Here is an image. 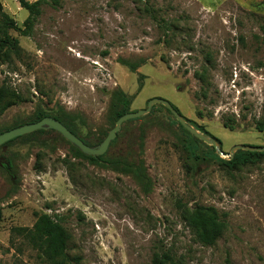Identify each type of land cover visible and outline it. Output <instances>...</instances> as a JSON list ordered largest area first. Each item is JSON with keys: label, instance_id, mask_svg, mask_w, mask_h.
I'll return each instance as SVG.
<instances>
[{"label": "rangeland", "instance_id": "374dc122", "mask_svg": "<svg viewBox=\"0 0 264 264\" xmlns=\"http://www.w3.org/2000/svg\"><path fill=\"white\" fill-rule=\"evenodd\" d=\"M58 2L43 5L31 35L11 31L20 54L0 61V135L45 109L100 148L117 108L147 109L158 97L224 153L264 146V0ZM0 4L23 27L18 0ZM164 106L123 122L100 159L49 126L0 145V264H52L12 232L43 213L61 221L82 264H153L163 254L176 264H264V157L223 166L229 156ZM129 164L144 168L148 189ZM199 206L225 221L213 245L189 225Z\"/></svg>", "mask_w": 264, "mask_h": 264}, {"label": "trees", "instance_id": "16d2710c", "mask_svg": "<svg viewBox=\"0 0 264 264\" xmlns=\"http://www.w3.org/2000/svg\"><path fill=\"white\" fill-rule=\"evenodd\" d=\"M18 2L20 3V6L26 9L29 13L28 17L23 23V27L18 26L16 21L9 14L3 11L2 5L0 4V61L3 62H8L12 57H14V55L20 54L19 39L13 36L11 34V31H18L21 35L24 36L31 35L36 20L41 14L43 5L51 4L53 6H56L59 3L58 0H36L33 2L29 0H18ZM124 63L128 65L132 70H136L140 65L139 63H132L128 61H124ZM124 103V106H122L121 108H117L114 111V119L118 120L122 115L128 113L126 102ZM173 106L178 110L175 105ZM165 108L186 133L192 134L182 124H180V122L174 117V115L167 107ZM48 116H51V118L60 121L69 130L76 134L75 130L67 123L65 114L64 116H61L59 114H50L45 109L38 110L34 118L23 123L37 122ZM187 121L189 122V120ZM23 123H19L18 125H21ZM256 127L258 131H264V119L258 122ZM198 129L201 130L200 128ZM15 139L16 138L8 142H11ZM216 139L218 140L220 146H222V141L218 138ZM72 148L78 155L86 156L80 148L76 146H73ZM189 152L191 153V155L195 154V151L192 148H190ZM87 157L95 160L100 159L101 155L95 157ZM260 157H264V151L238 150L234 154V156H232L228 160H221V164L229 169H235L236 167L242 166L247 163H255L260 159ZM128 167L136 176V178L144 185V187L148 189L150 187V179L147 176L144 168L135 164H129ZM188 221L196 239L204 245L215 244L218 238L222 235L225 225V221L220 218L218 211L214 207L207 206H199L189 216ZM12 232L14 236H21L34 249H37L39 254L43 258H46L47 260L52 262V264H82V256H71L68 252V243L70 236L66 228L62 225L61 221L52 217L50 214H40L37 216L32 227H14L12 229ZM168 263L176 264L172 261L169 254H163L160 256L156 255L153 259V264Z\"/></svg>", "mask_w": 264, "mask_h": 264}, {"label": "water", "instance_id": "95a60500", "mask_svg": "<svg viewBox=\"0 0 264 264\" xmlns=\"http://www.w3.org/2000/svg\"><path fill=\"white\" fill-rule=\"evenodd\" d=\"M157 103L165 105L170 110V112L174 115V117L180 122V124H182L187 130H189L194 136H196L200 140L204 141L205 143L213 146L219 155H225L226 154L229 156V158H231L232 156H234V154L238 150L264 151V146H254V145L242 144V145H236L234 148H232L230 153H224V151L221 148L218 140L214 136L207 135L205 133L200 132L197 128L192 126L186 120V118L173 106V104L170 101L163 99V98H158V97L152 98L149 101L147 109H141V110L135 111V112H128V113L122 115L117 120L116 126L110 131V134L106 137V139L104 140V142L100 148H94V147L89 146L83 140H81L76 134H74L71 130H69L63 123H61L60 121H58L54 118H51V117L43 118L42 120H40L37 123L23 125L21 127L9 130V131L1 134L0 135V145L6 143L9 140H12L16 137H19L21 135L36 131V130L41 129L45 126H49V127H53L55 129H57L58 131H60L71 142L76 144L82 151H84L90 155H93V156H98V155L103 154L107 150L111 140L113 138H115V136H116L117 132L119 131L123 122H125L126 120L136 118V117H139L141 115L148 113L149 110L153 107V105L157 104Z\"/></svg>", "mask_w": 264, "mask_h": 264}]
</instances>
